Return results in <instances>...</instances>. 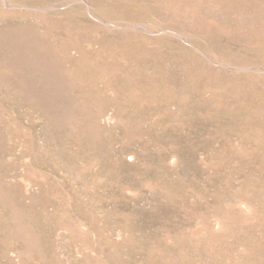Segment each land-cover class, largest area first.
I'll return each mask as SVG.
<instances>
[{
  "label": "rangeland",
  "instance_id": "rangeland-1",
  "mask_svg": "<svg viewBox=\"0 0 264 264\" xmlns=\"http://www.w3.org/2000/svg\"><path fill=\"white\" fill-rule=\"evenodd\" d=\"M0 264H264V0H0Z\"/></svg>",
  "mask_w": 264,
  "mask_h": 264
}]
</instances>
